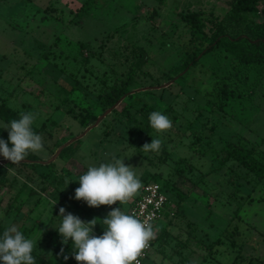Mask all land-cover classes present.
<instances>
[{
    "label": "rangeland",
    "instance_id": "rangeland-1",
    "mask_svg": "<svg viewBox=\"0 0 264 264\" xmlns=\"http://www.w3.org/2000/svg\"><path fill=\"white\" fill-rule=\"evenodd\" d=\"M231 1L0 0V100L35 113L37 128L46 126L44 150L32 153L33 163H0V224L15 225L54 264H78L72 241L63 244L57 231L59 209L84 221L102 220L117 207L128 214L139 192L111 206L75 199L80 168L115 156L135 168L142 184H166L172 209L177 193L186 197L175 217L156 222L164 230L144 264H264V180L236 161L220 163L239 147L263 160L264 75L254 96L231 95L220 110L223 78L235 62L219 47L209 51L219 28L238 38L246 22H264V3L234 25ZM194 12L205 38L193 42L182 18ZM194 53L197 61L186 66ZM131 72L118 111L106 109L104 94ZM124 104L130 119L121 113ZM146 110L167 115L172 128L148 131ZM87 113L95 126L82 136L86 128L77 119ZM77 137L53 165L38 163ZM152 138L162 140L161 149L145 152ZM97 222L100 236L106 226Z\"/></svg>",
    "mask_w": 264,
    "mask_h": 264
},
{
    "label": "clouds",
    "instance_id": "clouds-1",
    "mask_svg": "<svg viewBox=\"0 0 264 264\" xmlns=\"http://www.w3.org/2000/svg\"><path fill=\"white\" fill-rule=\"evenodd\" d=\"M36 119L35 113L22 112L19 119H12L0 128L8 131V140L0 139V155L13 165L24 161L30 153L44 150L42 136L32 127ZM148 119L151 128L157 132L162 133L173 126L172 120L158 111L151 112ZM161 145V139L152 138L151 143H145L142 149L157 152ZM134 169L125 164L124 158L115 156L109 162L89 166L78 178L80 186L75 189V199L83 200L89 207L127 202L143 186ZM58 217L62 218L57 229L62 243L72 241L74 259L78 264H140L138 258L155 238L150 223L126 214L119 207L113 208L102 220L93 218L84 221L77 215L66 213L64 207H60ZM98 219L106 226L100 236L94 234ZM34 246V241L26 238L15 225L9 226L0 235V262L37 264L36 257L32 255Z\"/></svg>",
    "mask_w": 264,
    "mask_h": 264
},
{
    "label": "trees",
    "instance_id": "trees-1",
    "mask_svg": "<svg viewBox=\"0 0 264 264\" xmlns=\"http://www.w3.org/2000/svg\"><path fill=\"white\" fill-rule=\"evenodd\" d=\"M262 3H264V0H232L230 3L229 19L234 23V25H240L244 22V15L246 13H249L252 9L258 7ZM200 18V12H194L182 18L186 25L190 27V35L192 37L191 41L193 42L200 39V37L201 39L205 38V36L202 35L203 24L201 23ZM244 27L246 28V34L239 35L238 38H230L225 33H223V28H219L220 34L215 35L209 46V51H211L214 47L223 49L235 62V64L228 72H226L223 78L225 82L223 89L219 92L218 102V108L220 110L223 108L225 101H227L231 95H239V97L241 98H251L252 96H254L253 89H255V87L260 83L259 81L264 75V22H246V25ZM197 59V54H191L190 59L186 61V66H189L190 64L194 65ZM251 79H253V82H251ZM133 81V72H131L127 75V79L125 81H122L120 85L113 84L110 87L109 91L106 92L102 98L105 108L109 109L113 107L120 101L123 96H128V88L133 84ZM117 111V108H114L113 112ZM121 113H123L127 119H130L126 104L122 106ZM150 113V110H146L144 114V119L146 121L148 131L152 130L148 119ZM20 114L21 113H19L17 110L8 106L6 99L0 100V122L4 124L12 119H19ZM95 119V116L87 113L79 117L77 121L81 127L87 128ZM32 127L33 130L39 135H41L46 130V126L44 124L38 128L34 125ZM0 128L2 127L0 126ZM0 139H4L5 141H7L8 131L0 129ZM11 146L12 145L9 142V147ZM65 149L63 150V152L65 151ZM36 159L37 158L32 153H30L25 160L35 161ZM228 160L238 162L245 170L251 173L258 182L264 180V158L263 160H261L254 157L251 150L249 151L244 147L232 149L226 154L225 158L222 159L220 163L223 164ZM12 165V163L8 164V166ZM21 165L26 167L29 166L26 163H23ZM69 166H67V169H70ZM86 170L87 168L81 167L75 177L79 178V176L82 175ZM68 171L72 174V170ZM44 177L48 178L49 176L46 175ZM147 182L148 181L143 182V184ZM156 183L161 186L163 192L167 195L169 202L172 203L170 197L168 196L167 185H164L160 182ZM3 184L4 179L0 180V185ZM10 191L11 189L9 188L7 192ZM177 197L179 199V202L175 206L174 217L179 213L182 203L186 200V197L182 193H177ZM1 204L2 200L0 198V207ZM172 218L169 217L168 214H166L164 220L166 221ZM6 228L7 226L0 224V235L3 234V231ZM163 230L164 227L161 229L155 228L156 237L152 240L160 239ZM55 250L57 253H59V248L56 247ZM32 255L36 257L37 264H54L50 258H47L41 254H37L34 251ZM202 263L203 261L199 264ZM0 264H2V262H0Z\"/></svg>",
    "mask_w": 264,
    "mask_h": 264
},
{
    "label": "built area",
    "instance_id": "built-area-1",
    "mask_svg": "<svg viewBox=\"0 0 264 264\" xmlns=\"http://www.w3.org/2000/svg\"><path fill=\"white\" fill-rule=\"evenodd\" d=\"M142 185L128 214L134 215L142 221H147L153 226L155 231L156 222L165 219L166 214L171 218L174 217V209H172L167 195L158 183L150 182ZM152 247L153 240L149 242V246L143 251L142 256L138 258L140 264H144L148 260Z\"/></svg>",
    "mask_w": 264,
    "mask_h": 264
},
{
    "label": "water",
    "instance_id": "water-1",
    "mask_svg": "<svg viewBox=\"0 0 264 264\" xmlns=\"http://www.w3.org/2000/svg\"><path fill=\"white\" fill-rule=\"evenodd\" d=\"M118 103H119V102H118ZM118 103H117V104H118ZM117 104L114 105V106L111 108V110H113V109L117 106ZM94 126H95V125L87 127V128H86V131L84 132V134H83L82 136H84V135H85L88 131H90ZM82 136H80V137H82ZM80 137H77V138L71 140L70 142L66 143L65 145L61 146V147L58 149V151L56 152V154L53 156V158H51V159L48 160L47 162H38V163H39V164H42V165H49V164H51L52 161L55 160L56 157H58V155L60 154L61 151H63V150H64L67 146H69L73 141L79 139ZM8 161H9V160H7V161H2V162H0V163H5V162H8ZM22 162L33 163V161H29V160L22 161Z\"/></svg>",
    "mask_w": 264,
    "mask_h": 264
},
{
    "label": "crops",
    "instance_id": "crops-1",
    "mask_svg": "<svg viewBox=\"0 0 264 264\" xmlns=\"http://www.w3.org/2000/svg\"><path fill=\"white\" fill-rule=\"evenodd\" d=\"M2 99H4V98H2ZM7 104H8V106L10 107V105H9V101H7Z\"/></svg>",
    "mask_w": 264,
    "mask_h": 264
}]
</instances>
